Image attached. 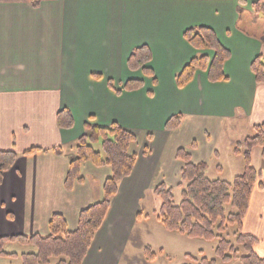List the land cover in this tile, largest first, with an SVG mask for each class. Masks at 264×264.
<instances>
[{
  "label": "crops",
  "instance_id": "crops-1",
  "mask_svg": "<svg viewBox=\"0 0 264 264\" xmlns=\"http://www.w3.org/2000/svg\"><path fill=\"white\" fill-rule=\"evenodd\" d=\"M245 1L39 0L35 6L31 0H0V150L18 154L0 185V238L48 235L55 214L75 230L80 212L103 199L104 182L112 174L108 167L83 164L84 182L71 191L65 187L87 123H117L134 131L138 141L132 153L138 159L84 264H111L109 257L103 261L104 250L116 251L122 240L117 236L143 219L140 205H119L122 197L140 202L146 189L154 191L160 183L178 187L179 149L210 169L212 158L221 156V140L234 153L237 143L253 136V127L264 124V84H257L251 64L264 53V43L262 33L241 26L244 14L256 24L251 5L257 0ZM196 26L212 28L231 52L225 65L229 80L211 83L206 72L198 71L180 89L177 76L201 55L184 38ZM144 45L152 51L154 78L128 67L133 50ZM110 80L119 91L129 80H143L145 86L117 94ZM64 109L74 116L70 130L57 123ZM176 115H182L181 125L166 130ZM34 148L42 151L25 154ZM261 170L263 185L252 194L244 233L259 239L254 249L264 257ZM109 238L116 242L106 248Z\"/></svg>",
  "mask_w": 264,
  "mask_h": 264
},
{
  "label": "trees",
  "instance_id": "trees-1",
  "mask_svg": "<svg viewBox=\"0 0 264 264\" xmlns=\"http://www.w3.org/2000/svg\"><path fill=\"white\" fill-rule=\"evenodd\" d=\"M31 1L35 6L40 3L39 0ZM239 2L246 5L245 0ZM251 9L252 19L258 23L264 16V0L252 3ZM184 38L201 55L193 58L179 73L178 88L183 89L189 85L198 71L206 72L211 83L229 80L225 65L232 54L212 28L191 27L184 32ZM260 38L264 43V31ZM152 59V51L144 45L133 50L128 67L130 71H142L146 77L154 78V71L150 68ZM251 71L257 84H264V54L253 60ZM94 77L102 79L100 75ZM108 83L117 94L139 91L145 86L143 80H129L119 91L114 81L110 80ZM182 118V115L170 118L166 130L177 129ZM57 123L61 129H72L75 125L72 112L68 109L60 111ZM85 128L87 132L78 141L76 156L71 160L65 187L67 191H71L75 183L84 182L81 175L83 164L90 163L97 168L108 167L112 174L104 182L103 199L80 212L75 230L69 229L63 215L55 214L49 223L48 235L1 237V255H10L3 251V243L17 242L35 248V252L23 254V264H51L53 258L59 259L58 264H84L98 232L107 219L113 200L119 193L121 183L132 175L138 159L137 154L132 153V147L138 141L134 131L117 123L104 127L90 122ZM253 130V136L246 137L234 148V154L243 157L245 171L235 177L233 182L210 179L208 163L193 162L190 152L181 148L177 151L176 159L183 164L178 185L182 190V201L179 204L175 202L174 188L165 183H160L153 191L162 203L159 221L163 227L169 232H177L189 238L207 241L217 239L219 243L216 255L224 262L239 260L241 264H264V257L258 255L254 249L260 243L259 239L244 233V220L250 209L252 194L256 187L262 188L263 185L262 170L253 165L252 154L259 148L264 162V124L254 126ZM40 151L42 149L34 148L25 154ZM17 158L18 154L13 150H0V185L4 182L5 174L14 167ZM228 205L234 209V213L227 214ZM141 214L138 217L141 218ZM230 226L237 227L235 244L223 236ZM241 249L245 255H240ZM144 255L147 261H153L156 257L149 246L144 248ZM200 264H216V261L202 258Z\"/></svg>",
  "mask_w": 264,
  "mask_h": 264
},
{
  "label": "rangeland",
  "instance_id": "rangeland-1",
  "mask_svg": "<svg viewBox=\"0 0 264 264\" xmlns=\"http://www.w3.org/2000/svg\"><path fill=\"white\" fill-rule=\"evenodd\" d=\"M249 19L250 16L244 14L241 26L261 34L264 29V16L256 24ZM218 150L221 156L213 157L210 161L211 168L208 170V176L212 180L220 179L231 183L235 177L242 175L245 171L243 157L232 153L223 140L220 141ZM260 154V149H256L253 164L258 169H264V162ZM219 166L224 167V171H217L216 168ZM181 191L178 187L174 189L177 204L182 201ZM144 192L140 202H128L127 197H122V200L118 201L119 205H140L143 210V219L137 220L128 234L125 232L121 237L117 236L122 240L116 251H113L114 255L111 251L104 250L103 261L108 260L109 257L111 264H200L202 258H207L208 261L215 260L216 264H241L239 260L224 262L216 255L219 243L217 239L207 241L167 231L159 221L162 204L160 198L154 195L152 189H146ZM226 211L227 214L235 212L230 205L226 207ZM236 234L237 227L230 226L223 236L235 244ZM115 242L116 240L109 238L105 245L106 248L114 245ZM147 246L151 247L156 255L153 261H147L145 258L144 248ZM3 251L10 255L0 254V264H23V254L35 252V248L17 242H6L3 243ZM240 255H245L242 249ZM58 263L59 259L57 258L51 260V264Z\"/></svg>",
  "mask_w": 264,
  "mask_h": 264
}]
</instances>
